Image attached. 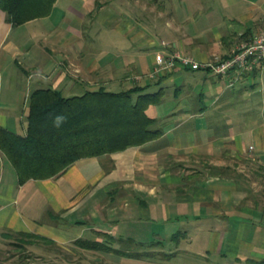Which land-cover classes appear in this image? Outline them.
Instances as JSON below:
<instances>
[{
    "label": "crops",
    "instance_id": "obj_1",
    "mask_svg": "<svg viewBox=\"0 0 264 264\" xmlns=\"http://www.w3.org/2000/svg\"><path fill=\"white\" fill-rule=\"evenodd\" d=\"M49 12L19 25L0 9V126L25 134L31 90L84 93L118 83L162 89L145 111L162 133L22 183L0 149L1 252L26 232L66 251L38 256L53 264H173L189 252L208 259L210 250L264 264L256 257L264 256V209L247 200L246 187L252 175L264 182V62L232 83L181 64L146 74L158 53L226 56L264 30V0H55ZM238 83L246 89L240 100ZM102 232L112 248L159 246L166 255L128 257L73 243L104 242ZM12 261L0 255V264Z\"/></svg>",
    "mask_w": 264,
    "mask_h": 264
},
{
    "label": "trees",
    "instance_id": "obj_2",
    "mask_svg": "<svg viewBox=\"0 0 264 264\" xmlns=\"http://www.w3.org/2000/svg\"><path fill=\"white\" fill-rule=\"evenodd\" d=\"M54 2L0 0V9L9 22L20 25L49 14ZM161 96L162 89L148 92L138 86L118 91L99 87L71 96L52 87L37 88L29 94L25 134L0 126V149L14 166L19 183L52 177L81 157L123 150L159 137L161 128L155 126L156 120L145 111ZM101 234L104 242L78 238L73 243L82 249L104 250L128 257L152 255L148 251L112 248L111 236L107 232ZM19 235L53 243L26 232ZM33 243L27 242L28 245Z\"/></svg>",
    "mask_w": 264,
    "mask_h": 264
},
{
    "label": "rangeland",
    "instance_id": "obj_3",
    "mask_svg": "<svg viewBox=\"0 0 264 264\" xmlns=\"http://www.w3.org/2000/svg\"><path fill=\"white\" fill-rule=\"evenodd\" d=\"M154 67V64L152 65L151 69ZM19 70V69H16ZM18 74H21L20 71H17ZM22 76V74H21ZM128 84V83H127ZM245 84H241L238 83L235 88H237L236 90V96L238 98V100H240V95L244 93V87ZM259 84L257 83L254 87L255 90L253 91H258L259 90ZM107 89L110 90H114V91H118L120 89H123V87H120L118 83H115L114 86H110V87H106ZM157 88L152 87L150 90L153 91ZM250 89L248 88L247 91H249ZM82 89L78 90L75 89L73 91L70 92H63V94L65 96H71V95H76V94H80L82 93ZM244 100V99H243ZM252 116L253 119L260 116L259 111L257 112V110H254V112H252ZM251 181L250 184H247L246 187H248L247 189L249 190V194H247V200L255 205H257L258 207H260L261 209H264V182L261 181V178L259 179L258 175H252L251 179L249 180ZM232 223L235 226H231V231L234 230H238L239 228L236 226L237 223L236 221L232 220ZM176 228H182L183 226L181 225V223L179 224H175ZM236 236V232H232V234H229V236L225 239H234ZM180 238V237H179ZM12 243H10V245H7L6 248H4V252H1L0 250V255L2 256H9L11 257L14 261L15 264H30V263H37V262H41V259L44 258H50L52 259L54 255H59V256H67V253H65L66 251H64L63 249L57 247L54 245V243H48L44 240H39L31 235H23L20 238H13L11 239ZM214 240V239H213ZM28 241H32L34 242L33 244H27ZM177 240H173V242H175ZM170 240H165L164 243H166V247L164 248V251L169 252V244H170ZM183 243V242H182ZM17 244H22V247H18ZM38 245L39 247L35 246ZM131 250H137V251H146L149 248H130ZM155 249V247L153 248ZM151 250L150 253L156 252L158 250L160 256L163 254L162 252V248H159V246L156 247V251ZM223 252H225V250L223 249ZM188 255H185L184 258H177V259H173V264H245V263H239L234 261L233 255L230 253H227L225 255H221V254H217L215 251H211L208 253V259H204L203 257H200L199 255H195L193 252H189L187 253ZM38 256L41 257V259L38 258ZM68 257V256H67ZM256 257H260V258H264V256H259L256 255ZM181 259V260H180ZM40 264H53L52 260L47 261H42Z\"/></svg>",
    "mask_w": 264,
    "mask_h": 264
},
{
    "label": "built area",
    "instance_id": "obj_4",
    "mask_svg": "<svg viewBox=\"0 0 264 264\" xmlns=\"http://www.w3.org/2000/svg\"><path fill=\"white\" fill-rule=\"evenodd\" d=\"M264 62V30L256 31L246 42L238 44L226 56H213L206 61L195 59L194 56L182 52L171 54L158 53L154 59V67L147 72L153 78L161 72L169 71L177 64L190 69H200L220 75H230V82L236 81L242 74L257 68ZM139 75H133L134 80Z\"/></svg>",
    "mask_w": 264,
    "mask_h": 264
}]
</instances>
